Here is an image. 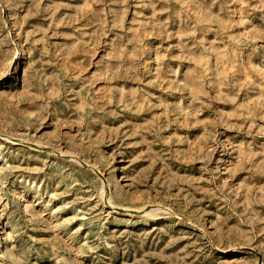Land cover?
Segmentation results:
<instances>
[{
    "label": "rangeland",
    "instance_id": "1",
    "mask_svg": "<svg viewBox=\"0 0 264 264\" xmlns=\"http://www.w3.org/2000/svg\"><path fill=\"white\" fill-rule=\"evenodd\" d=\"M0 264H264V0H0Z\"/></svg>",
    "mask_w": 264,
    "mask_h": 264
}]
</instances>
